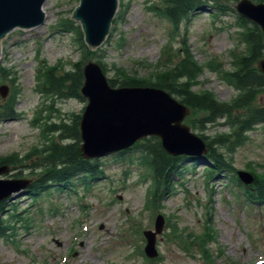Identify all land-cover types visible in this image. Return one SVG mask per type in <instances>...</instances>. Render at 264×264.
<instances>
[{
    "label": "rangeland",
    "instance_id": "rangeland-1",
    "mask_svg": "<svg viewBox=\"0 0 264 264\" xmlns=\"http://www.w3.org/2000/svg\"><path fill=\"white\" fill-rule=\"evenodd\" d=\"M238 1L215 0L211 12L192 13L173 29L163 15V0H122L110 35L89 56L82 52L77 22L70 24L78 0H45L42 25L15 29L2 40L0 85L8 86V94L0 95V102L14 104L17 115L0 120V162L13 159L0 178L40 176L37 161L51 141L59 140L50 125L69 122L86 104L71 83L50 91L44 64H57L55 70L65 74L74 61L92 59L100 61L108 78L122 73L154 77L169 41L175 50L172 65L187 46L205 66L191 80L195 90L231 100L237 92L232 56L244 46ZM210 59L215 63L206 66ZM40 81L46 82L43 91ZM258 95L264 105V89ZM200 116L193 112L190 119ZM194 131L212 141L229 133V127L217 119ZM245 135L232 149L217 147L233 165L231 172L214 171L208 177L203 160L181 156L176 172L157 182L148 156L134 147L97 159L103 173L90 178L88 188L80 179L69 190L14 192L3 199L9 209L3 216L12 215V229L6 231L11 235L0 236V264H264V192L248 187L253 193L247 194L236 176L241 169L264 175V124ZM157 213L164 222L155 239L157 254L150 258L142 233L153 229Z\"/></svg>",
    "mask_w": 264,
    "mask_h": 264
},
{
    "label": "water",
    "instance_id": "water-1",
    "mask_svg": "<svg viewBox=\"0 0 264 264\" xmlns=\"http://www.w3.org/2000/svg\"><path fill=\"white\" fill-rule=\"evenodd\" d=\"M45 0H0V38L14 27L31 28L44 22L42 5ZM117 0H80L72 17L80 21L84 41L90 48L99 46L108 34ZM238 11L254 20L264 31V3L254 4L241 0ZM71 17V14H70ZM264 73V58L257 63ZM82 94L88 103L80 117L79 127L82 143L80 150L85 158L98 157L128 147L147 135L161 138L163 148L174 155L203 154L204 141L182 124L188 108L168 92L152 86L112 87L100 66L88 61L83 68ZM3 89V91H2ZM2 95L6 87H0ZM6 166L0 167V173ZM248 182L250 176L239 172ZM0 199L27 185L26 180L0 179ZM162 225L161 216L156 222L157 231ZM148 242L147 254L154 255V235L145 232Z\"/></svg>",
    "mask_w": 264,
    "mask_h": 264
},
{
    "label": "trees",
    "instance_id": "trees-1",
    "mask_svg": "<svg viewBox=\"0 0 264 264\" xmlns=\"http://www.w3.org/2000/svg\"><path fill=\"white\" fill-rule=\"evenodd\" d=\"M212 0H165V15L174 24H179L187 19L191 12L197 8L210 3ZM264 1V0H262ZM244 30L246 43V54L238 57L236 70L231 75L235 81L238 94L229 102H222L210 91H196L193 89L191 80L201 71L200 66L194 62L192 55L186 51L180 65L172 69L173 72H160L154 77H135L123 74L119 79H111V85H154L168 89L178 96L179 100L190 106L192 110L199 111L203 115L194 123L204 124L214 122L222 117L229 123L231 132L220 133L207 144L208 150L203 158L209 166L212 165L217 171H230L228 159L217 147L232 148L242 142V138L255 124L264 123V105L258 102V94L264 87V75L259 73L255 67L256 61L264 56V34L259 27L249 20L240 17ZM86 52V48L84 47ZM184 78L183 81H180ZM50 91L64 90L68 83L77 94V88L82 81L80 65H75L73 72L57 74L54 69L47 73ZM60 92V91H58ZM13 104L0 105V119L13 116ZM190 121V119H189ZM193 122V120H191ZM52 131L59 133L61 140L70 139V142L51 141L47 146V154L40 159L39 165L43 167L44 173L34 181V189L41 188L51 182L69 184L70 180L86 176H98L102 170L98 163L82 158L79 150L78 116L71 119L70 123L51 124ZM216 144V147L212 145ZM144 152L149 156V162L154 171L155 177L161 179L170 175L177 165L178 157L167 154L161 147L156 137H149L138 143ZM252 190L264 192V177L256 178ZM5 211L4 205L0 203V235H3L5 228L1 226V215Z\"/></svg>",
    "mask_w": 264,
    "mask_h": 264
}]
</instances>
